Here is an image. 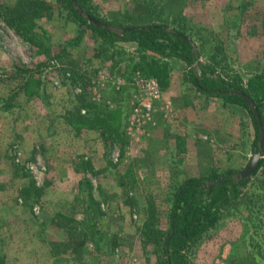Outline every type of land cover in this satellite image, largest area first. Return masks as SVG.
I'll use <instances>...</instances> for the list:
<instances>
[{
    "label": "rangeland",
    "instance_id": "1",
    "mask_svg": "<svg viewBox=\"0 0 264 264\" xmlns=\"http://www.w3.org/2000/svg\"><path fill=\"white\" fill-rule=\"evenodd\" d=\"M47 1L53 15L38 18L36 31L43 41L57 44L49 53L37 54L0 17V98H8L20 85L12 78L14 73L4 71L15 63L38 64L30 74L41 79L45 92L42 100L33 96L38 86L32 82L26 93L12 97L11 110L0 104V259L5 264H145L138 228L148 198L157 209L158 227L165 229L176 183L202 175L209 167L244 168L253 149L250 114L241 105L197 91L178 58L165 59L170 65L169 85L155 90L153 78L140 68L145 58L135 42L104 40L68 14L62 0ZM146 1L91 0L87 7L96 19L118 30L119 23L130 24L141 13L148 17ZM172 1L164 0L187 17L191 32L198 30L190 36L199 63L192 67L198 75L200 65H207L198 47L197 38H202L208 43L221 41L228 52L214 67V77L244 84L256 72L264 77V0ZM101 45L119 51L123 67L129 64L127 75L109 70L110 60L104 53L97 55ZM131 64L136 69L129 68ZM71 70L82 75L76 86L70 84ZM83 89L108 110L118 140L105 142L90 130L77 135L59 116L77 105L75 95ZM182 139L185 150L178 152L177 141ZM255 183L251 177L241 198L254 191ZM25 186L32 190L23 195ZM88 190L103 211L97 222L101 249L88 245L74 256L67 248L53 257L50 246L68 238L60 215L82 220ZM240 230L238 219L226 218L223 228L199 245L195 263L233 264Z\"/></svg>",
    "mask_w": 264,
    "mask_h": 264
},
{
    "label": "trees",
    "instance_id": "2",
    "mask_svg": "<svg viewBox=\"0 0 264 264\" xmlns=\"http://www.w3.org/2000/svg\"><path fill=\"white\" fill-rule=\"evenodd\" d=\"M62 1V6L68 14H72L79 23L92 29L104 40L135 42L146 59L142 60L141 64L139 63L140 68L142 67L145 75L152 77L157 82L160 90L168 87L170 79V65L165 59L178 58L186 64L189 81L197 91L219 97L225 103L238 104L246 108L252 122V152L254 149L259 150V125L252 109L240 92L243 91L255 103L264 133L262 114L264 77L256 72L245 84L221 75L214 77V67L220 61L225 60L228 53L223 49L221 41L208 43L207 40L197 38L199 40L198 47L200 46L199 52L205 53L204 56L207 58V65H200L201 73L198 75L192 67L193 63L199 64L197 54L194 52L196 45L190 39L191 35L198 34V30L191 32L187 17L182 16L179 11L177 12L164 0H147L148 17L144 18V14L141 13L130 24L119 23L120 33L89 22L76 12L71 0ZM75 1L88 14L93 15L87 7V3L91 0ZM171 2L174 1L171 0ZM52 6V3L47 0H15L13 4L0 1V17L11 30L36 49L37 54L49 53L48 51L52 47H56L57 44L41 39V35L36 31V20L42 16L50 18L53 15ZM105 22L113 25V22ZM98 54L105 57L106 60H110V71H114L118 75L125 73L127 75L130 72L127 71L129 64L125 67H123L124 64H121L122 60H120L118 50L101 45L97 49ZM55 56L59 59L62 58L57 52ZM62 56H66V54ZM35 66L38 64L27 66L15 63L9 67L10 69H4L6 72L14 73L12 78L18 79L20 85L8 98H0L3 110H11L12 106L9 101L12 100V97L21 91L26 93L32 82H37L38 86L33 96L43 99L45 92L41 79L30 74L31 69ZM129 68L136 69L132 64ZM71 73L70 84L75 86L80 84L82 78L80 80L79 78L82 75L75 70H71ZM75 102L77 105L72 109L59 114L75 134L79 135L87 130H95L105 142H113L120 138V134L112 128L108 110L104 105L91 100L85 89L75 95ZM53 114L55 113L53 112ZM179 137L177 136V138ZM183 144V139L177 141L178 152L185 150ZM244 168H226L219 171L209 167L202 175H189L176 183L168 200L165 229L158 227L157 209L153 200L148 198L145 217L142 225L138 228L145 264H196L195 257L199 245L204 240L214 237L223 228L225 219L229 217L238 219L241 224L240 234L233 245L235 250L231 254V262L233 264H264V139L263 156L259 159L253 172L248 176L237 177ZM251 177L256 180L255 189L246 199H243L241 195ZM83 181L87 188L91 189L90 181L85 178ZM31 190L32 188L27 186L21 189V193L28 194ZM83 204L82 220L75 222L76 220L73 221V218L59 214L61 220L65 221L64 225L61 224L67 230L68 238L65 243L50 246L53 257H57L61 250L67 248L71 249L74 256L81 254L82 249L88 245L97 250L101 249L103 237L97 224L98 218L103 215L100 201L88 190ZM40 235L43 239L44 232L41 231ZM47 244L50 245L49 242ZM59 245L60 249L57 250ZM0 264H5L2 258Z\"/></svg>",
    "mask_w": 264,
    "mask_h": 264
},
{
    "label": "water",
    "instance_id": "3",
    "mask_svg": "<svg viewBox=\"0 0 264 264\" xmlns=\"http://www.w3.org/2000/svg\"><path fill=\"white\" fill-rule=\"evenodd\" d=\"M72 4L74 5L75 9L77 10V12L79 14H81L84 18H86L89 22H92L96 25L102 26V27H106L109 30H113L117 33H120V29L115 30L113 28H111L108 24L103 23L102 21L96 19L95 17L89 15L88 13H86L85 11H83L77 4L75 0H71ZM195 50V48H194ZM240 95L243 96V98L245 99L246 103L250 106V108L252 109L256 120L258 122L259 125V140H258V146H259V150L257 151L256 149L253 150L252 152V156L249 160V162L247 163L246 167L243 169V171L237 176V177H244V176H248L250 175L253 170L255 169V167L257 166L259 159L263 156V126L261 124V118L259 116V113L257 111V108L255 106V103L251 100V98L246 95L243 91L240 92Z\"/></svg>",
    "mask_w": 264,
    "mask_h": 264
},
{
    "label": "built area",
    "instance_id": "4",
    "mask_svg": "<svg viewBox=\"0 0 264 264\" xmlns=\"http://www.w3.org/2000/svg\"><path fill=\"white\" fill-rule=\"evenodd\" d=\"M151 80L152 81L150 83L152 84L153 88L158 91L159 86H158L157 82L154 79H151Z\"/></svg>",
    "mask_w": 264,
    "mask_h": 264
},
{
    "label": "crops",
    "instance_id": "5",
    "mask_svg": "<svg viewBox=\"0 0 264 264\" xmlns=\"http://www.w3.org/2000/svg\"><path fill=\"white\" fill-rule=\"evenodd\" d=\"M88 131V130H87ZM90 131H95V130H90ZM25 187H27V186H25ZM24 188V187H23ZM40 241L42 242V243H44V240L43 239H40ZM229 255V252L228 253H226L225 255H223V257H226V256H228ZM31 258H32V256H31ZM31 260V259H30ZM37 259L36 258H34L33 259V261L35 262ZM46 261H47V258H46Z\"/></svg>",
    "mask_w": 264,
    "mask_h": 264
}]
</instances>
